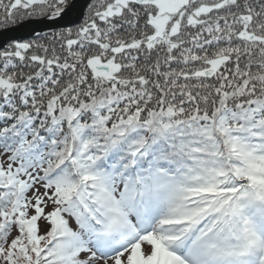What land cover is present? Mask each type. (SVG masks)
<instances>
[{
	"label": "snow or ice",
	"instance_id": "6c2138e0",
	"mask_svg": "<svg viewBox=\"0 0 264 264\" xmlns=\"http://www.w3.org/2000/svg\"><path fill=\"white\" fill-rule=\"evenodd\" d=\"M20 28L0 264H264V0H0Z\"/></svg>",
	"mask_w": 264,
	"mask_h": 264
},
{
	"label": "water",
	"instance_id": "95a60500",
	"mask_svg": "<svg viewBox=\"0 0 264 264\" xmlns=\"http://www.w3.org/2000/svg\"><path fill=\"white\" fill-rule=\"evenodd\" d=\"M78 3L80 4H86V0H77ZM83 10H86L83 9ZM47 30V29H46ZM28 29L25 28H20L19 30H0V42H3L4 40L8 39L10 36H18V35H23Z\"/></svg>",
	"mask_w": 264,
	"mask_h": 264
},
{
	"label": "trees",
	"instance_id": "16d2710c",
	"mask_svg": "<svg viewBox=\"0 0 264 264\" xmlns=\"http://www.w3.org/2000/svg\"><path fill=\"white\" fill-rule=\"evenodd\" d=\"M86 11V10H85Z\"/></svg>",
	"mask_w": 264,
	"mask_h": 264
}]
</instances>
